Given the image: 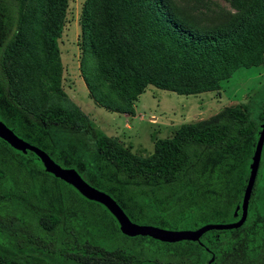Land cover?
<instances>
[{
    "label": "rangeland",
    "instance_id": "rangeland-1",
    "mask_svg": "<svg viewBox=\"0 0 264 264\" xmlns=\"http://www.w3.org/2000/svg\"><path fill=\"white\" fill-rule=\"evenodd\" d=\"M170 1L181 15L204 29L223 28L251 18L254 10L257 22L264 24L261 0ZM86 2L26 0L21 37L11 41L15 10L12 0H0V49H5L0 54L12 78L8 83L0 80V114L17 127L20 138L44 150L62 167L75 169L90 185L109 194L138 224L182 230L205 223L234 221L263 123L260 113L264 111V49L261 61L238 66L227 77L217 80L213 90L181 95L148 84L142 94L127 100L114 85L113 62L96 53L100 51V37L86 42L82 35ZM90 11L96 18L97 12L100 14L96 0L90 4ZM93 31L99 34V27ZM51 44L58 50L61 66L59 88L88 116L85 130L43 123L36 118L49 103L48 95L53 93L47 60ZM85 79L93 87L92 92ZM235 106L247 107L254 133L241 138L231 149L199 148L198 157L188 166L194 167L190 177H183L180 184L192 188L201 183V186L188 194L174 192L180 181L165 183L154 193L149 192L140 178L105 160L95 145L102 133L116 137L131 152L148 156L157 139L172 137L181 124L223 122L228 118V108ZM116 108L122 112L133 110V114L112 111ZM29 151L0 148L1 162L9 164L14 160L16 166L11 167H23L22 173L15 174L11 186L0 179V257L5 255L33 264H82L68 256L82 252L73 239L86 238L92 244L96 237L91 240V231L96 233L95 228L99 238L108 241L103 247H123L132 257L151 259L152 264H206L211 256L209 264H264V163L259 164L246 223L231 232L207 231L201 236V243L208 246L204 250L190 240L166 242L144 235H126L99 203L86 202L63 183L35 181V191L31 192L30 175L47 174L40 173L39 163ZM217 171H220L216 174L218 182H207ZM203 204L210 207L209 214L202 212L194 221L183 220L185 211ZM39 214L46 228L37 226L35 217ZM50 214L60 219L55 229ZM65 222L72 234L65 233Z\"/></svg>",
    "mask_w": 264,
    "mask_h": 264
},
{
    "label": "trees",
    "instance_id": "trees-1",
    "mask_svg": "<svg viewBox=\"0 0 264 264\" xmlns=\"http://www.w3.org/2000/svg\"><path fill=\"white\" fill-rule=\"evenodd\" d=\"M94 1L87 0L85 4L81 21L82 35H85L86 42L95 36L100 37V51L96 50V53L97 55L98 53L103 54L113 62L114 85L121 96L127 100H133L142 94L148 84L181 95L210 91L214 89L217 80L227 77L238 66H247L261 61V53L264 49V24L257 22L255 10L251 18L229 23L223 28L204 29L188 17L181 15L170 0H96L100 4L101 11L100 14L97 12V18L92 11L89 12L90 4ZM25 2L26 0H12V8L15 10L13 17L15 18V31H13L11 41L21 37L26 15ZM260 2L264 5V0ZM86 15L89 17L87 18ZM93 26L99 27V34L94 33ZM252 30H254L253 34ZM0 50V53L4 54L5 49ZM2 54H0V80L8 83L12 78ZM47 60L49 62L48 78L52 84L53 93L48 95L49 103L41 109L36 118L43 123L64 124L76 130L87 129L88 116L59 88L61 66L55 44L49 47ZM85 82L92 92L93 87L86 79ZM112 111L133 114V110L122 112L116 108ZM227 114L228 118L223 122L205 120L198 123L181 124L172 137L157 139L153 152L144 157L131 152L116 137L102 133L97 136L95 145L105 160L110 161L130 176L140 178L148 186L149 192L154 193L165 183L172 184V182L180 181L176 184L174 192H182L184 195L201 186V183L194 184L192 188L189 187L190 185L180 184L183 177H190V172L194 167L188 166L198 157L199 148L231 149L240 142L241 138L254 133L253 123L249 119L250 113L246 106L230 107ZM260 117L264 121V111L260 113ZM0 119L18 136L19 131L15 125L8 122L1 114ZM0 143V148L2 146L15 151L1 138ZM262 150H264V145ZM29 152L39 163L36 154ZM15 163L14 160H11L9 164L0 161V179H3V182L9 186L13 183L15 174L23 172L22 166V168H14ZM261 163H264V160ZM39 171L47 175L44 177L38 176L37 173L30 175L33 184V188L29 185L31 192L35 191L33 183L35 181L47 184L52 181L71 187L63 180L42 171L41 168ZM208 179L207 182L217 183L218 181L216 173ZM254 188L255 184L253 191ZM85 201L87 202V199ZM99 206L113 218L116 226L119 227L114 217L102 205L99 204ZM202 207H190L184 212L186 216L183 213V220L194 221L202 215V212L209 214L210 207L204 204ZM103 209L99 211L104 212ZM248 209L250 214L251 208L248 207ZM48 216L53 220V229H55L60 222L59 217L55 214ZM35 219L38 227L46 228L41 214ZM246 220L238 228L222 231L238 230L246 223ZM228 222L231 221L228 220ZM97 223H100L99 219ZM93 229L96 233L91 231V240L96 237L93 240L95 244H91L89 239L75 237L73 244L82 252L81 254L69 253V258L82 264L153 263L151 259L132 257L123 247L116 249L103 247L106 242L108 243L107 239L106 241L100 239L99 232ZM64 231L71 233L67 222L64 223ZM217 231L221 230L210 232ZM195 242L207 250L208 246L206 243H201V237ZM210 260L212 256L206 264H209ZM0 264L33 263L3 255L0 257Z\"/></svg>",
    "mask_w": 264,
    "mask_h": 264
},
{
    "label": "water",
    "instance_id": "water-1",
    "mask_svg": "<svg viewBox=\"0 0 264 264\" xmlns=\"http://www.w3.org/2000/svg\"><path fill=\"white\" fill-rule=\"evenodd\" d=\"M0 138L16 150L27 149L35 153L39 158V167L42 170L69 184L85 199L102 205L114 217L120 231L124 234L144 235L166 242L181 240L199 241L200 237L209 230L235 229L245 222L248 214L249 200L255 184L264 145V121L261 124L252 155L249 176L241 202L242 211L240 217L231 222L205 223L194 229L182 230H170L153 225H142L132 221L123 208L109 194L90 185L75 169L62 167L44 150L18 137L1 119Z\"/></svg>",
    "mask_w": 264,
    "mask_h": 264
},
{
    "label": "flooded vegetation",
    "instance_id": "flooded-vegetation-1",
    "mask_svg": "<svg viewBox=\"0 0 264 264\" xmlns=\"http://www.w3.org/2000/svg\"><path fill=\"white\" fill-rule=\"evenodd\" d=\"M251 163V162H250ZM260 165H261V162H260ZM260 165H259V167H260ZM249 171H250V164H249ZM216 173V172H215ZM220 173V171H217V175ZM258 173H259V168H258V172H257V176H256V179H257V177H258ZM217 175H216V179H217ZM249 176V175H248ZM219 178H220V176H218ZM218 180V179H217ZM220 180V179H219ZM248 180V179H247ZM256 181V180H255ZM218 182V181H217ZM247 183V182H246ZM246 186V185H245ZM245 189V188H244ZM244 193V192H243ZM242 198H243V196H242ZM241 202H242V200H241ZM239 211H240V213H239ZM241 204H240V208H239V210H237V212L235 213V214H238V216L235 218V220H237L239 217H240V215H241Z\"/></svg>",
    "mask_w": 264,
    "mask_h": 264
},
{
    "label": "crops",
    "instance_id": "crops-1",
    "mask_svg": "<svg viewBox=\"0 0 264 264\" xmlns=\"http://www.w3.org/2000/svg\"><path fill=\"white\" fill-rule=\"evenodd\" d=\"M135 106V105H134Z\"/></svg>",
    "mask_w": 264,
    "mask_h": 264
}]
</instances>
